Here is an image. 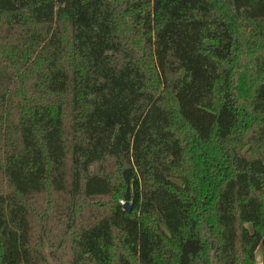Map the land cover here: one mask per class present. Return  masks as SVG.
Wrapping results in <instances>:
<instances>
[{
    "label": "trees",
    "instance_id": "16d2710c",
    "mask_svg": "<svg viewBox=\"0 0 264 264\" xmlns=\"http://www.w3.org/2000/svg\"><path fill=\"white\" fill-rule=\"evenodd\" d=\"M259 247L264 0H0V264Z\"/></svg>",
    "mask_w": 264,
    "mask_h": 264
},
{
    "label": "crops",
    "instance_id": "0c3cea01",
    "mask_svg": "<svg viewBox=\"0 0 264 264\" xmlns=\"http://www.w3.org/2000/svg\"><path fill=\"white\" fill-rule=\"evenodd\" d=\"M256 263L264 264V247H259L256 251Z\"/></svg>",
    "mask_w": 264,
    "mask_h": 264
},
{
    "label": "water",
    "instance_id": "95a60500",
    "mask_svg": "<svg viewBox=\"0 0 264 264\" xmlns=\"http://www.w3.org/2000/svg\"><path fill=\"white\" fill-rule=\"evenodd\" d=\"M124 210L127 212H131L132 211V205L130 203H125L124 204Z\"/></svg>",
    "mask_w": 264,
    "mask_h": 264
},
{
    "label": "rangeland",
    "instance_id": "374dc122",
    "mask_svg": "<svg viewBox=\"0 0 264 264\" xmlns=\"http://www.w3.org/2000/svg\"><path fill=\"white\" fill-rule=\"evenodd\" d=\"M249 228H251V225H248Z\"/></svg>",
    "mask_w": 264,
    "mask_h": 264
},
{
    "label": "built area",
    "instance_id": "2783aa9c",
    "mask_svg": "<svg viewBox=\"0 0 264 264\" xmlns=\"http://www.w3.org/2000/svg\"><path fill=\"white\" fill-rule=\"evenodd\" d=\"M122 204H125V203L122 201Z\"/></svg>",
    "mask_w": 264,
    "mask_h": 264
}]
</instances>
